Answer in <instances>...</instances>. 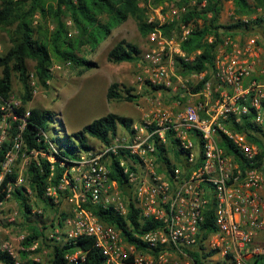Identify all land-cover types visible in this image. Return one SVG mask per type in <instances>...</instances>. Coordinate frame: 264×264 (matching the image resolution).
I'll return each mask as SVG.
<instances>
[{"label":"built area","instance_id":"obj_1","mask_svg":"<svg viewBox=\"0 0 264 264\" xmlns=\"http://www.w3.org/2000/svg\"><path fill=\"white\" fill-rule=\"evenodd\" d=\"M137 2L145 14L152 8L151 0ZM186 11V6L181 5L172 9L171 15L160 14L154 18L146 14V22L156 25L147 34V48L141 56L144 63L136 79L139 85H162L176 94L183 90L189 96L188 102L172 111L165 109L158 97L151 99V108L144 115L143 123H134L132 131L118 133L109 143L99 141L93 150L80 155L68 172L70 176L64 175L57 186L60 191L67 189L65 197L58 194L56 187L48 186L45 191L55 202L63 200L69 204L70 214L64 219L65 239L80 235L93 237L106 264H194L186 248L196 243L204 210L212 201L215 229L205 243L208 249L216 250L214 256L227 258L231 264H249L264 257V241L256 242L259 233L264 231V164L258 165L256 161L258 145L249 140L245 130L234 126L251 109L254 121L264 125V47L258 35L243 42L224 37L217 48L210 77L192 91L188 80L194 79L193 85H196L203 81L205 72L177 74L175 55L185 60L192 56L186 57L180 42H173L160 28L163 23L179 20ZM256 11L251 19L264 18V4ZM249 19L241 17L244 22ZM179 26L182 40L190 27L182 23ZM174 77L181 82V88L174 85ZM21 104L11 95L7 99L0 96V148L6 144L0 163L3 197L0 218L15 188L27 187L25 171L29 160L44 155L26 148L22 131L24 116H29V110L24 116L14 111ZM174 105H179V101ZM16 120L19 123L12 134ZM168 132L176 139L177 148L184 151L181 157L186 168L175 165L170 170L165 166L158 170L155 139L167 144ZM42 135L47 140V133ZM224 139L237 149L241 161L225 151ZM120 150L124 154L119 157V166L135 185L132 201L139 210V221L155 223L142 232L131 230L132 240L125 239L118 228L101 222L83 206L90 202L111 207L121 216L128 215L129 205L116 181L108 175L111 154L117 155ZM48 159L53 161L51 156ZM74 170L78 171L77 177L73 175ZM7 218L14 220L13 216ZM24 239V234L5 239L0 243V251L18 262ZM14 240L21 243L18 249ZM35 246L33 242L27 249L33 250ZM79 254L80 251H75L67 258L73 260ZM0 264L6 262L0 259Z\"/></svg>","mask_w":264,"mask_h":264},{"label":"trees","instance_id":"obj_2","mask_svg":"<svg viewBox=\"0 0 264 264\" xmlns=\"http://www.w3.org/2000/svg\"><path fill=\"white\" fill-rule=\"evenodd\" d=\"M47 1L0 0V29L7 30L11 43L5 53L0 54V96L7 99L11 95L12 77L13 74H16L23 90L22 104L20 107L14 108L18 116H24L27 110L26 104L32 99V77L38 86L47 88L48 81L52 78L53 59L83 69H91L98 66L97 62L78 55L84 45H89L91 51H94L99 43L111 33L112 28L128 17H132L137 22L138 30L142 36H147L156 25L146 22L145 9L138 6L137 0H54L55 6L46 5ZM202 1L205 2L203 6H201ZM223 1L225 0H198L197 6L182 13L179 20L160 25L164 35L168 37L172 29H180V23L190 27L189 33L180 41V48L186 57L192 56V59L185 60L175 55V68L177 74L182 76L205 72L203 81L193 85L192 91L199 89L210 77L217 48L224 37L232 38L237 34L257 32L256 34L260 36L264 47V18L249 19L248 22L237 18L232 23H220L219 14ZM231 1L238 15H249L254 7L264 4V0H253V3H250L249 0ZM37 13L43 17L50 14L56 24L53 30L46 32L34 28L33 18ZM66 13L77 27V33L74 36H70L65 22L62 20V15ZM207 14L210 16L207 17ZM197 18H202L200 25L193 24ZM209 37H212L211 41L208 40ZM140 59L141 49L139 46L125 39L117 41L107 52V61L112 63L137 62ZM28 60L35 62L32 74L28 69ZM152 88L159 90L164 89V86L154 85ZM133 90L130 87H120L118 82L113 81L107 88L106 98L109 101H133L138 97L132 93ZM28 110L29 116H24L23 141L27 149H36L43 152L44 155L39 154L37 159H30L27 164L25 176L29 191H27V187L21 185L15 188L13 193V198L17 201L29 230V234L22 242L24 248L18 252L19 258L23 261L18 259L16 262L6 252L1 251L0 259L6 264H45L41 260L31 257V251L27 249L33 242L41 239V242L50 248L48 264H106L105 256L96 246L93 237L80 235L74 239L66 240L64 231L63 233L58 231L52 233L48 238L43 232L45 226L39 224L41 215L32 212L34 203L31 197L48 207L59 206L60 200L55 202L53 197L46 195V188L48 186L56 187L58 194L65 197L67 189L60 191L57 186L64 175L70 176L68 172L76 164L80 155L93 150L94 145L90 142L91 138L97 139L101 143H109L118 134L119 127L129 132L132 131L133 119L108 112L94 118L71 134L64 132L62 136L58 129L52 127L55 134L53 137L48 136L46 140L42 133H46L48 122L54 123L57 120L55 113L37 107ZM1 113L0 111V119ZM253 116L254 110L251 109L250 113L234 126L245 130L249 140L258 145L259 153L256 156V161L258 165H261L264 164V125L257 124ZM18 123L19 120L13 122L12 134L16 132L15 127ZM167 139V144L155 139L157 160L160 162L158 170L160 171L163 166L170 170L175 165L186 168L181 157L184 151L177 148V141L170 132L167 133ZM222 145L226 152L233 154L238 161H241L240 153L231 142L224 139ZM5 148L6 144L0 148V163ZM123 154L122 150L117 155L111 154L108 175L111 180L116 181L127 201L128 215L121 216L111 207H103L100 204L86 202L83 203V206L90 209L101 222L118 228L125 239L132 240L131 230L142 232L154 226L155 223L139 221V210L135 208L132 201L135 185L128 181L123 168L119 166V157ZM50 156L53 157L52 162L48 159ZM240 164L242 167L244 166L243 162ZM14 175L12 176L14 177ZM70 183H73L72 178H70ZM2 199L3 197L0 195V201ZM213 207L212 201L204 210V219L200 224L196 243L192 247L186 248L187 254L194 264H226L224 260L213 261L211 258L216 254V250L208 249L205 243L209 234L215 229ZM69 214L68 209L58 211L57 226L59 228L64 227V219ZM75 251H80L81 254L73 260L67 258ZM259 260L264 261V257Z\"/></svg>","mask_w":264,"mask_h":264},{"label":"rangeland","instance_id":"obj_3","mask_svg":"<svg viewBox=\"0 0 264 264\" xmlns=\"http://www.w3.org/2000/svg\"><path fill=\"white\" fill-rule=\"evenodd\" d=\"M197 1L198 0H151L152 8H150L147 13L153 15L154 18H157L160 14L167 16L171 15L172 9H176L181 5H185L187 10L196 7ZM249 2L253 3V0H249ZM204 3L205 2L202 1L201 6H203ZM46 5L55 6V1L48 0ZM258 7L259 6L254 7L249 15H238L235 12L233 2L231 0H225L222 3L219 22L223 24L232 23L237 18L241 17H249L251 19L257 12L256 10ZM209 16L210 14H207V17ZM102 18L104 17L102 16ZM62 20L65 22L70 36L76 35L77 27L67 13L62 15ZM193 22V24L200 25L202 23V18H197ZM55 25L50 14H46L45 17H43L37 13L33 18V26L37 30L49 32L53 30ZM256 33L257 32L237 34L235 37H232V39L243 42L248 37L257 35ZM169 35V37L173 38V42H180L182 31L179 28H174L170 31ZM121 39L138 45L141 49V56L147 48V36H142L138 30L137 22L132 17H128L119 25L113 27L111 33L99 43L94 51H91L89 45H84L80 49L78 55L94 60L97 62V67L83 69L82 67H76L69 63L53 59L51 66L52 78L48 81V86L45 89L38 86L31 75L34 81V84H32V99L26 104V108L30 109L32 107H37L55 113L57 120L54 123L48 122L46 126V133L48 136L53 137L55 134L52 127L58 129L62 136L64 132L71 134L81 129L94 118L100 117L108 112L124 115L133 119V123L141 124L143 123L144 115L149 112L151 108V99L156 97L161 99L165 109L167 108L172 111L177 110L188 102L189 96L185 93L183 94V90L176 94L165 89L154 90L146 84L139 85L136 77L140 72V65L144 63L142 58L137 62L112 63L107 61V52ZM10 45L11 43L7 30L0 29V54L5 53ZM34 63L35 62L32 60L27 61L28 69L31 74L34 70ZM113 81L118 82L120 87L133 88L134 90L132 93L138 95V97L133 101L107 100L106 88ZM182 81L184 82L183 79ZM194 81V79L188 80L187 84L190 88L193 86ZM173 83L178 88L182 86L181 82L175 77L173 78ZM22 91L20 81L16 74H13L11 96L21 101ZM181 94L183 96H181ZM178 101L179 105H174V103ZM126 132L125 129L119 127V134H124ZM90 142H92L94 146L99 145L97 139L91 138ZM73 175L77 177L78 171L74 170ZM31 198L34 203L32 212L41 215L39 224L45 226V228H43L45 235L48 238L51 237L55 229L63 233L65 226L63 228L57 226L58 211L60 209H67L69 204L66 201L60 200L59 206L48 207L41 202L35 201L33 197ZM8 216H13L14 220H8ZM20 234H24L26 237L29 234V230L17 201L12 198L8 200L2 208V217L0 218V243L5 239H14ZM14 242L18 249L21 243L16 240H14ZM35 244L36 246L34 249L30 250V256L48 264L50 248L47 244L41 242V239L35 241ZM18 259L21 262L23 261L19 258V254ZM211 259L213 261L224 260L226 264H231L227 258L213 256Z\"/></svg>","mask_w":264,"mask_h":264},{"label":"crops","instance_id":"obj_4","mask_svg":"<svg viewBox=\"0 0 264 264\" xmlns=\"http://www.w3.org/2000/svg\"><path fill=\"white\" fill-rule=\"evenodd\" d=\"M110 85V84H109ZM108 85V86H109ZM108 88V87H107ZM107 88H106V91H107ZM106 114V113H105ZM104 114V115H105ZM263 193H264V191H263ZM264 241V231L263 232H260L259 233V235L257 236V238H256V242H258V243H262ZM263 264L264 262L262 261V260H259V259H254V260H252V262L250 261V263L249 264Z\"/></svg>","mask_w":264,"mask_h":264}]
</instances>
